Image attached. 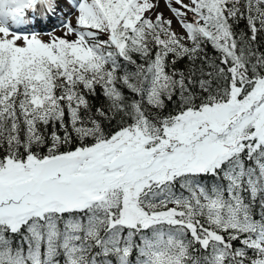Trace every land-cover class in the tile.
Instances as JSON below:
<instances>
[{
	"label": "snow or ice",
	"instance_id": "snow-or-ice-1",
	"mask_svg": "<svg viewBox=\"0 0 264 264\" xmlns=\"http://www.w3.org/2000/svg\"><path fill=\"white\" fill-rule=\"evenodd\" d=\"M0 264H264V0H0Z\"/></svg>",
	"mask_w": 264,
	"mask_h": 264
}]
</instances>
